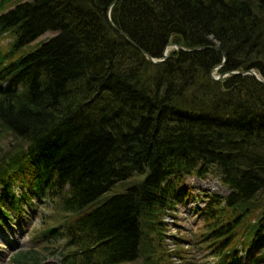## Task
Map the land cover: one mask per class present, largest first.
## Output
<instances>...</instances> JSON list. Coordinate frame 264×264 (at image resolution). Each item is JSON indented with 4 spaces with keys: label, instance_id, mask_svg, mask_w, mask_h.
Wrapping results in <instances>:
<instances>
[{
    "label": "trees",
    "instance_id": "1",
    "mask_svg": "<svg viewBox=\"0 0 264 264\" xmlns=\"http://www.w3.org/2000/svg\"><path fill=\"white\" fill-rule=\"evenodd\" d=\"M7 2L0 141L15 143L0 152L10 198L0 195V229L12 225L7 206L19 214L32 196L64 214L39 234L62 241L17 249L7 264L56 254L67 264H184L176 238L166 251L178 236L166 233L165 214L187 197L186 176L208 174L230 189L196 205L211 264H229L239 245L247 264H264V83L210 76L222 62L219 74L251 68L264 78V0ZM171 42L197 49L161 62L140 50L161 57Z\"/></svg>",
    "mask_w": 264,
    "mask_h": 264
},
{
    "label": "rangeland",
    "instance_id": "2",
    "mask_svg": "<svg viewBox=\"0 0 264 264\" xmlns=\"http://www.w3.org/2000/svg\"><path fill=\"white\" fill-rule=\"evenodd\" d=\"M22 1L25 0H10V2L4 5V10ZM55 33L56 31L48 30L32 40L29 45L35 46L37 43L48 39ZM9 40L10 36L7 35L1 38L0 46L2 49H6ZM28 48L29 46H25L22 52L27 51ZM144 55L147 57L146 54ZM213 74L214 76H219L218 70L215 69ZM14 143V140L10 136L3 137L0 141V152L3 151L4 153L5 149H11ZM121 185L119 184L116 187L121 188ZM180 187L188 191V194L185 200L178 203L176 209L170 212L171 214H165L166 233L178 236L166 237V251L173 250L175 247L173 241L176 238L179 241V248L183 250L182 253L184 256L180 259H174L172 256L170 259H174L175 262H183L184 264H211L215 260L212 256L213 243L200 242L203 221L196 212V205L199 207L204 204L206 199L205 194L207 193L208 195L218 194L225 196L230 189L218 177L212 174H208L205 177L186 176L180 184ZM14 192L19 194V185L14 186ZM0 195H3L7 202H9L10 198L7 189L1 187ZM24 205L19 214L18 210L13 211L10 209L11 207L7 206L9 214L12 217V225H7L5 228L0 229V264H7L11 253L17 249L34 247L44 243L52 245L53 243L57 244L59 241H62L60 237H63V234H57L55 238L39 236L41 229L47 225L57 224L64 218V214L57 208L56 202L47 201L43 197L32 196L31 199L25 201ZM236 232L239 233L240 230ZM262 236H264V231L262 232ZM240 249H242L240 255L229 264H247L245 255L247 248L245 251L239 245L238 250ZM40 264L67 263L63 262L59 254H56L47 256Z\"/></svg>",
    "mask_w": 264,
    "mask_h": 264
},
{
    "label": "water",
    "instance_id": "3",
    "mask_svg": "<svg viewBox=\"0 0 264 264\" xmlns=\"http://www.w3.org/2000/svg\"><path fill=\"white\" fill-rule=\"evenodd\" d=\"M108 19L110 21V18L108 16ZM131 43H133L135 45V43L130 39ZM171 45H174L173 43H168L167 46L163 49L162 51V56L161 57H152L150 54L146 53L143 49L140 48V50L147 55V57L152 61V62H161L163 60H165L166 56H167V53H166V49L168 48V46H171ZM177 48H180V49H185V50H188V51H192L194 49H197V47H192V48H184L182 46H177ZM223 60H225V56L223 58ZM222 65V62L219 63L218 65L214 66L211 68L210 70V76L213 78V79H220L222 76L228 74V73H242V74H251L253 75L254 77H256L258 80H260L262 83H264V78H261L258 76V74L252 70V69H246V70H241V71H237V70H230V71H227L226 73H223V74H220L219 76H214L213 72L215 69H217L218 67H220Z\"/></svg>",
    "mask_w": 264,
    "mask_h": 264
},
{
    "label": "bare ground",
    "instance_id": "4",
    "mask_svg": "<svg viewBox=\"0 0 264 264\" xmlns=\"http://www.w3.org/2000/svg\"><path fill=\"white\" fill-rule=\"evenodd\" d=\"M116 3V1L114 2V4ZM113 4V5H114ZM112 5V6H113ZM112 6L109 8V11H108V16H109V18H110V22L112 23V19H111V10H112ZM113 24V23H112ZM123 33V32H122ZM123 34H125V33H123ZM125 36L130 40V38H129V36L128 35H126L125 34ZM131 42V41H130ZM172 43V42H171ZM133 44V43H132ZM174 44V43H173ZM177 44H174V45H171V46H168V48L166 49V53H167V56L169 55V53L173 50V49H180V48H177ZM170 49V50H169ZM182 50H184V49H182ZM166 56V57H167Z\"/></svg>",
    "mask_w": 264,
    "mask_h": 264
}]
</instances>
